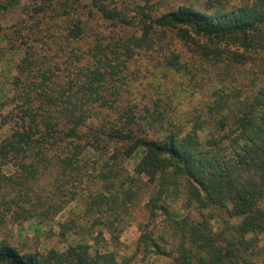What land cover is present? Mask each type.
<instances>
[{"label":"trees","instance_id":"16d2710c","mask_svg":"<svg viewBox=\"0 0 264 264\" xmlns=\"http://www.w3.org/2000/svg\"><path fill=\"white\" fill-rule=\"evenodd\" d=\"M238 1L231 10L225 7L229 0L217 5L210 0L205 10L180 5L153 13L149 2L32 0L36 14L62 19L65 30L62 39L46 42L40 61L25 49L17 63L19 75L36 68L41 79L26 76L4 115L11 129L0 142V225L7 216L18 223L46 221L85 196L88 225L79 223L80 216L70 217L59 223V235L67 238L82 228L89 238L47 253L1 239L0 264H131L139 253L146 258L175 253V264L252 262L264 234V81L235 102L219 95L196 109L186 125L168 119L169 110L158 102L155 107L126 102L115 83L137 54L158 49L157 37H166L167 30L187 41L204 39L207 55L234 46L253 56L234 52L238 63L264 62V0ZM20 4L0 0V13ZM57 45L61 53L53 55ZM179 59L173 55L167 63L180 70ZM132 158L134 174L126 166ZM6 167L11 171L4 173ZM145 178L155 187L146 203L150 221L136 252L119 261L114 251L100 249L97 238L104 232L95 228L104 225L112 243L119 241L125 229L120 211L142 196ZM183 193L184 212L175 213L171 205ZM194 211L201 220L192 217ZM214 221L223 226L218 232Z\"/></svg>","mask_w":264,"mask_h":264},{"label":"rangeland","instance_id":"374dc122","mask_svg":"<svg viewBox=\"0 0 264 264\" xmlns=\"http://www.w3.org/2000/svg\"><path fill=\"white\" fill-rule=\"evenodd\" d=\"M127 1L144 5L149 2V7H153V13L159 9L163 11L180 5H193L202 10H205L208 5L212 6L210 0ZM213 1L217 5L221 0ZM240 4L241 1L229 0L225 7L227 10H231ZM47 15L49 16L36 14L32 8V0H21V4L14 9L0 13V142L10 135L11 125L4 124L3 120L4 115H7L12 107L16 90L20 92L27 84L26 76L31 77L29 80L41 79L36 77L38 72L36 68L19 75L16 66L23 58L25 49L33 51L35 58L40 61L41 55L48 51L47 47L44 48L46 42L62 39L65 22L62 19H52V14L48 13ZM48 19H51L49 26H53L50 30L53 35L46 29ZM28 27H32L29 33ZM26 33L30 37H27ZM21 34L22 36H20ZM23 39L27 44L23 43ZM193 39L189 38L187 41L180 37L176 30H167L166 37H161L160 40L157 37V50L141 52L131 59L127 68L115 81L117 85L121 86L123 99L128 103H137L142 107L145 105L155 107V103L158 102L169 110L168 119L179 120L186 125L196 109L205 108L206 105L220 98L219 95L235 102L256 90L258 83L264 81L263 60L249 59L245 63H238L233 58L234 52H245L249 57L253 56H250L242 48L234 46L226 48L221 55L212 52L207 55L204 53L206 50L203 51L202 47L206 41L196 38L193 42ZM60 50V46H53L52 54H60ZM173 55L180 57L179 61L182 64L180 70L167 63V59ZM53 57L57 59L55 56ZM18 75L20 78L17 79ZM25 81L27 82L25 83ZM206 137L207 132H202L201 139L205 140ZM88 153H92V151L88 150ZM136 163L137 158L126 161L129 173L134 174ZM10 171L11 167L3 169L4 173ZM41 182L44 184L45 179H42ZM144 182L146 185L142 196L135 200L127 212L120 211L121 216L125 218V229L121 232L119 241L112 243L110 234L105 230L104 225L101 224L95 228L97 233L104 232L103 236L100 235L97 238L100 249L114 251L119 261L136 252L135 248L144 230V225L150 221L146 203L151 196L149 192L154 193L155 187L147 182L146 178ZM182 195L177 202L171 205L175 213L184 212L187 197L184 193ZM88 206L87 199L82 196L60 212H53L51 218L46 221L37 219L18 223L15 222V219L7 216L6 222L0 225V240L5 239L23 250L47 253L54 248L58 251H65L68 245L75 244L77 241L87 242L89 237H85V230L77 228L69 232L67 238H62L59 235V223L70 217L78 218L80 216L79 223L87 226L88 217L83 215V211ZM217 211L222 213L223 217H227L225 211L220 209ZM192 217L196 220L202 219L200 211H194ZM231 222L235 223L236 220L232 219ZM213 223L217 232L222 229L223 226L218 222L214 221ZM146 229L150 230L151 227ZM156 229H159L158 226ZM259 237V245L256 246L255 254L251 256L252 262L247 264H264V234ZM90 243L94 245L96 240H91ZM166 249L168 251L170 247ZM175 257L176 254L172 253L146 258L142 253H139L131 264H175Z\"/></svg>","mask_w":264,"mask_h":264}]
</instances>
